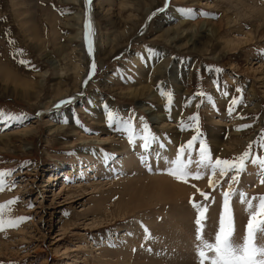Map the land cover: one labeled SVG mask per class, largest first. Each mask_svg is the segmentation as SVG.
Returning a JSON list of instances; mask_svg holds the SVG:
<instances>
[{"label":"rangeland","instance_id":"374dc122","mask_svg":"<svg viewBox=\"0 0 264 264\" xmlns=\"http://www.w3.org/2000/svg\"><path fill=\"white\" fill-rule=\"evenodd\" d=\"M167 4L163 12H158L165 0H0V111L23 114L22 122L0 119V170H14L5 177L8 186L0 191V204L18 198L3 209V215L28 217L17 227L0 231V264H97L102 241L111 244L114 250L120 249L119 244L131 243L129 250L133 251L128 252L131 254L127 256L126 251L118 259L109 257L110 264L113 261L149 264L152 259L154 264H164L162 259L155 258L150 245L133 244L137 232L146 230V225L154 219L155 224H166V228H154L150 237L157 236L156 245H161L165 253L176 255L170 263L180 264L176 250L182 252L185 248L170 246V240L163 242L164 234L184 239L188 249L185 256H192L190 245L194 240L188 235L197 226L191 223L197 218L192 203L209 206L214 190L223 192L229 188L223 184L229 183L232 174L221 179L215 189L199 188L202 184L199 179L179 180L193 190L183 204L193 212L190 211L193 225L187 229L189 234L183 232L177 237L172 232L171 204H165L166 201L151 206L143 204L142 194L126 191L128 179L124 177L128 175L124 176L126 172L118 167L127 151L137 157L140 174H150L164 159L158 157L155 149L156 156L152 148V152H143L140 138L144 131L139 134L134 131L140 129L137 125L140 118H143L140 126L147 125L148 131L158 138V146L166 148L171 141L177 152L197 134L196 128L186 125L189 116L198 115L199 139L206 143L213 159H232L244 152L249 143L260 140L264 135V70L257 66H264V0H167ZM181 9L194 10V18L186 16ZM175 11L181 15H174ZM201 11L209 15H200ZM86 18L92 28L91 56L85 43ZM149 51L162 53L155 64L165 75L154 82L156 73L151 71L152 64L148 62L144 67ZM223 54L225 58L220 59ZM236 55L240 57L237 59ZM20 60L28 63L21 64ZM93 61L95 72L85 85ZM140 65L143 67L137 77L135 68ZM250 67L258 68L257 72H252ZM143 86L150 89L146 96L130 102L124 90ZM237 88L242 91L237 93ZM169 91L170 104L166 96ZM251 92L254 99L248 100ZM198 93H205L211 99ZM152 95L154 99L149 100ZM233 96H242V103L229 114ZM69 97H75L72 103L59 109L54 107ZM147 107L163 116L166 128L171 130L169 134L164 131L163 135L151 115L144 113V108L150 112ZM109 110L113 120L128 121L130 126L120 130L110 126ZM173 133L176 141L171 140ZM199 139L192 147V159H198ZM78 142L86 152L71 149ZM114 146L116 152H112ZM186 154L187 151L184 159ZM252 154L264 156V149L253 143ZM154 157H158L157 163ZM76 158L81 164L76 163ZM89 161H95L90 165L97 168L93 166L85 173ZM248 164L251 165L246 162V168ZM94 169L101 171L96 175ZM246 175L252 177V173L243 172L240 179ZM255 181L250 188L258 189L256 192L251 189L252 197L264 195V183L259 176ZM94 183L105 191L112 188L111 194L116 192L109 197L108 211H118L121 216L113 224H107L109 221L104 216L78 217L83 213L79 211L90 208L98 197ZM253 183L249 180V184ZM230 187L237 189L238 183H231ZM63 188L65 193L74 189V196L81 198L65 204L68 199ZM202 191L209 195V203L201 196ZM237 195L238 192L232 199ZM118 197L122 201L120 208L114 202ZM145 199L151 200L147 196ZM130 209L146 210V213L133 214ZM246 224L242 223L243 228ZM194 235L196 239L197 234ZM197 242H193L195 248ZM139 253L142 257L137 258L135 254ZM191 260L199 264L197 256Z\"/></svg>","mask_w":264,"mask_h":264},{"label":"bare ground","instance_id":"6f19581e","mask_svg":"<svg viewBox=\"0 0 264 264\" xmlns=\"http://www.w3.org/2000/svg\"><path fill=\"white\" fill-rule=\"evenodd\" d=\"M173 14L178 16V14L181 15V12L175 11ZM175 17L173 16L172 18H175ZM257 29H258V33L259 34H262L263 33V31L261 30L260 27H257ZM260 37H262V36H260ZM197 40L199 42H201V39H197ZM161 54H160L159 51H157V52L156 51H151L150 53H148V58L146 59L145 64H144V67H145V65L147 66L149 63L152 64V68L153 69L151 71L154 72V73H156L153 76V82H154V80H160V79H162L164 77V75H165V72L162 71V70H160V69H158V65L155 64L157 58L159 56H162ZM239 57L240 56L236 55V58L237 59ZM223 58H225V54H223L220 57V59H223ZM142 67H143V65H140V68H135V69L139 73V71L142 69ZM159 67H160V65H159ZM257 67H259L260 69L264 70V66H262V65H258ZM180 69L183 70V66L182 67L180 66ZM250 69L252 70V72L255 73V72H257V69L258 68H256V67H250ZM134 70H132V71H134ZM1 74L3 75L5 73L2 72ZM181 74L183 75V73H181ZM139 75H140V73L137 75V77H139ZM134 76H133V78H134ZM125 82H127V80ZM128 82H129V80H128ZM188 83H190V80H189ZM250 88L251 87H249V90L252 91V89H250ZM124 91H126V97L131 98V99H129V101L131 102L135 98H142V97L146 96L145 93L146 92H149L150 89H149L148 86H146V87L143 86V87H135L134 89H126ZM149 94L150 93H148V95ZM253 95H255V94H253L251 92L250 93V96L248 97V100L249 99L253 100L254 99ZM151 97L152 98H150L149 100L154 99L153 95ZM137 100H139V99H137ZM101 109H103V108H101ZM148 109H150V112L144 108V113L146 111L147 113H149L151 115V119H154V121L156 122L157 126L160 127L161 133L163 135H164V131L167 134H169L171 132V130H169V128H166L165 121H164L163 116L160 115L159 112H155L154 110H151V108H148ZM105 110H106V108H105ZM99 111H100V108H99ZM103 112H104V109H103ZM219 122H221V121H219ZM140 124H142L141 123V118L139 119V121H137V125L140 127V129L139 130H136L134 128V131H136L137 134H139L140 131H143V127H141ZM134 127H136V126H134ZM174 133L172 134L173 135L172 136L173 138H171L172 141H176L177 140L175 138L176 137L175 136L176 134H174ZM209 133H210V131H209ZM162 134H160L161 135V139H162ZM183 137L180 138V141H183ZM214 137H215V133H214ZM238 138H236V139L238 140ZM140 139L142 140V138H140ZM178 140H179V138H178ZM241 142H242V140H241ZM161 144H165L166 145V143H164V142L161 143ZM216 144H218V143L216 142ZM173 147H174V145L172 146V142L171 141H168V144L166 145V148L164 146L163 147L158 146V144L156 142H154L153 144L150 145L149 148H145L144 149L145 150V151H143L144 153H146L147 150L150 151V152H152V149H153V152L152 153H154V156H156V152L154 151V149H155L157 152H159L158 157L161 155L164 158V159L161 158V162L160 163H157L156 162V159L158 157L157 158L154 157V161L157 164H156V167L155 166H153V167H155L156 169L153 170L152 172H150V174L149 173L148 174L147 173L146 174H144V173L140 174V172H142V171H141L138 163L136 162L137 157L134 156V154H131L130 155L128 151L125 152L126 155H125V157H123L124 162L122 164H119V167L118 168H119L120 171L126 172L124 176L128 175L127 177H124V178L128 179V182L125 185L126 191H128V192L135 191L137 193L142 194L143 196L140 197V198H141V200H143V202H142L143 204H146L147 206H151V205H156L158 201L160 203L161 202L165 203L164 201H166L167 203H165V204H168V203H169V205L171 204V208L172 209H170V210H173L172 211V216L174 215V217H172L173 219H171L172 220V225H173L172 232H173V234H175V236H177V237L179 236L180 237L183 232L184 233H188L187 232L188 231L187 229L192 228V225L195 222L194 219H193V222H191L192 221L191 212L194 210V208L191 207L192 211L190 210L191 211L190 212L189 211L190 208L188 207V205H183L185 203L186 199L188 198L189 193H191L193 190L191 188H189L185 184V182L180 183L179 180L174 179V176L168 174V172L165 171V169H167L169 167L168 161L170 159H174L177 156L175 150L173 149ZM84 148L85 147L83 146V144H81L80 142H78L74 146H72L71 149H75L78 152H86L84 150ZM150 148H152V149H150ZM116 150H117V148L114 146L112 148V152H116ZM220 154H222V151L220 152ZM75 160H76V163L77 164H81L80 159H77L76 158ZM192 160L195 161L196 159H192ZM92 162H95V161H91V162L89 161L88 162L87 165L89 166V168L88 169H84V171L86 170L85 173H87V171H90V170L93 169L92 167L94 165L93 166H92V164L90 165V163H92ZM73 166H74V164L72 165V168H73ZM95 168H97V167H95ZM49 170H52V169H49ZM245 170L246 171H244V172H247V174H248V172L252 173V177H250V175L247 177V175H246L242 179H240V182L238 183V187H237L238 195L234 199H232V201H231V204L233 202H235V204L234 205L232 204L231 207H232V211H233L234 227H235L234 240H235L236 243H241L242 242V238L245 235V228H243L242 223L243 224L244 223H247V220L246 221H244V220L247 217L249 218V214H250L249 211L247 210L246 204L241 202L240 196H239V192L242 191V192L246 193L247 199H252L253 197H252V191H251V189H253V191H255L256 189H258L256 187L255 188H250L251 185H254L256 183L255 180L258 178V174H257V172H258V165H253V164L249 165L248 164L247 165V168ZM93 171H97V170L94 169ZM99 171H101V170H99ZM99 171L96 172V175L98 174ZM190 171L193 173V175H191L189 177L192 178V179H196L195 178V172L197 171V166H196L195 163H193V164L190 165ZM204 172H205V174L202 175L201 178L199 179V180H202V184L200 185L199 188L204 187V186H209V184H208V174L209 173L207 172V170H204ZM65 173H67V175H69V171L68 172L66 171ZM82 173H83V171H82ZM255 174H256V178L254 176ZM82 176H84V175H82ZM88 176H89V173H88ZM80 177H77V178H80ZM50 178H52V176ZM215 178L216 179L219 178V174H217V176ZM54 180H55V178L51 179V181H54ZM249 180H251L252 183L254 181V183L253 184H249ZM79 181H82V180H79ZM223 185H224L223 186L224 188H225V186L226 187H230V183H227L226 181L224 182ZM261 186H262V184H261ZM93 187L94 188H98V194H97L98 197L96 198L95 201L92 202V206L90 208H87L85 211H84V209H81L79 212H81L83 210V213H80V215H78V217H82V219H84V218L86 219L87 216L91 215L92 218L97 219V218H101L102 216H104V219L106 221H109V223H107V224H113L117 220V218L121 216V214H119L118 211H116V212H114V210L108 211L109 209H111L110 208V205L108 204V201L110 199L109 197L110 196H113L116 192L114 191L111 194L110 191L112 190V188L105 191V189H103L102 186H99V184H96V183L93 184ZM65 188L62 189V192H64ZM194 190H195V188H194ZM214 191H215V196L211 199L212 202L209 204V206H208L207 203H205V204L203 203L204 205H207L206 206L207 207V212H206V220L204 221L205 222V225L203 227V234H202V236H203V239L204 240H207V241H213V239H214L212 237V235L215 236V233H216L217 228H218V227L215 228L216 227V224L215 223L218 224L219 216H220V213H221V210H222V208H220L222 206V192L219 191V189L218 190L216 189ZM63 194H67V199L68 200L65 202V204H69V203L74 202V201H77L78 199L81 198V196H77V197L74 196V189H68L67 190V193L64 192ZM109 194H111V195H109ZM145 196L149 197L151 200L145 199ZM114 202H115V205L117 207H119V208L122 207V201L120 200V197H118ZM207 202L209 203V200ZM169 205L167 207L168 209L166 208L167 210H169V208H170ZM165 207H166V205H165ZM163 208L164 207H162V210H163ZM253 208H255V201H253ZM160 209H161V207H160ZM129 211L132 212L133 214H138V215H140V214L142 215V214L146 213V210L134 211V210L130 209ZM164 211H165V209H164ZM194 211H196V210H194ZM217 211H218V214H217ZM166 214H167V216H169V214L167 212H166ZM107 216H109V218H108L109 220H107ZM146 216H148V215H146ZM188 216H190V219H188ZM193 217H195V214L193 215ZM63 221L66 222L67 220L66 221L63 220ZM154 221H155V219H154ZM154 221H152L151 224H147L146 225V226H148V227H146V230H141V232H139V234L137 232L136 241H133V244L136 245L138 243H142L144 246L150 245L151 250L155 253V254L153 253L154 256H156L155 258H159L160 259V260L158 259L159 261H161V259H162L164 264H168L169 260H172L171 258H173V256H174L173 253L170 252V251L168 253H165L162 250L161 245H156L155 242L157 241V239H155V238L157 236L156 237L155 236L154 237H150L153 234L154 228L163 227V229H165L166 228V224L165 225H157L158 223L155 224ZM94 222L95 221H92V223H94ZM190 222L193 223V224L191 225ZM72 223H73L72 222V219H69V224H72ZM214 225H215V227H214ZM196 227L193 228V230L196 229ZM20 230H21V227H20ZM194 231L195 232H193V234L190 233L192 237L189 236V235H188V237L192 238L196 242L197 239H195L193 237L194 233L196 235V230H194ZM135 233H136V231H135ZM146 234H147V237H145ZM164 235L161 236L163 242L164 241H167V240H170V246H172V247L178 246L179 249L182 246L185 248V250L182 251V252H179L178 249L176 250V254L179 253V257L178 258H180V261L182 260L181 262H179V259L177 258L178 263H180V264H185V263L186 264H193L194 263L191 260L192 258H194V255L197 256V247L196 248L194 247L195 246V243H193L194 241L191 240L192 243L190 241H188V242L191 243V245L190 244L189 245L192 246L191 247V250H190V253H191V255L193 257L190 256L188 253H187L188 255L185 256V252H187L188 249H187L186 245L184 246V242H183L184 239L180 240V239H176L173 235H172L173 237L164 236ZM186 235L187 234H185V236ZM149 237H150V240H148ZM145 240H147L148 242H146ZM258 243L264 244V237H258ZM106 244H109V243L106 242V241L105 242L104 241L101 242V245H103V246L101 248L102 251L100 253H98V256L99 257L97 258V261H99V263H97V264H110V259L111 258H109V257H112V258L115 257L116 259H118V258H120L119 256H122L126 251H127L126 252L127 256H128V254L129 255L131 254V253H128V252H130V250H132L131 248L129 250V247H131V243H129V242L126 243V244H123L122 246L119 244L117 246V248L120 247L119 250H114V248H112L110 246L111 244H109L107 246H106ZM197 244H198V242H197ZM136 246H138V245H136ZM140 251H142V250H140ZM139 254H135V255H137L136 256L137 258L138 257L139 258L142 257V254H140V255ZM168 254L169 255H172V257L171 256L170 257L167 256ZM150 256H152V254L149 255V257ZM106 257L108 259H106ZM152 257H150V258H152ZM175 257H176V255L174 256V258ZM146 259H147V257L145 258V260ZM158 260H157V262H158ZM113 262H114L113 264H117L116 261H113ZM148 262H149V260H148ZM148 262H146V263H148ZM150 262H149V264H151L153 261L151 263ZM138 264H142V263H138ZM152 264H154V263H152ZM170 264H172V263H170Z\"/></svg>","mask_w":264,"mask_h":264},{"label":"snow or ice","instance_id":"6c2138e0","mask_svg":"<svg viewBox=\"0 0 264 264\" xmlns=\"http://www.w3.org/2000/svg\"><path fill=\"white\" fill-rule=\"evenodd\" d=\"M168 6L167 0H165L164 7L158 9V12H163ZM181 11L189 18H194V10L192 9H181ZM200 15H209L204 11L199 13ZM155 15V13H153ZM92 33L91 24L86 18L85 21V43L88 48V54L91 56L93 53V48L90 42V35ZM19 63L27 64L28 62L20 60ZM95 62L93 61L91 65V70L88 74V78L84 81L86 85L88 79H91L95 72ZM222 71V70H221ZM242 90L237 88L236 92L240 93ZM162 95H165L162 92ZM197 95L207 97L205 93H198ZM224 95H228L227 92ZM167 101L170 104L172 101V93L169 91L166 93ZM75 97H69L63 99L54 105L55 108L59 109L61 106L70 104L73 102ZM242 103V96H233L229 105V114L235 110L236 105ZM199 107V105H197ZM39 115V113H37ZM110 120V126H115L117 130L122 127L130 126L128 121L121 122L116 119L113 120V113L109 112L107 114ZM0 119L2 120H12L21 121L23 119V114H5L0 111ZM143 121V118H141ZM184 127L185 125H181ZM188 128H196L197 134L193 135L186 144L180 146L177 156L174 159L168 161L169 167L165 169L168 174L174 176L177 180H183L187 182V178L193 173L190 171V165L195 163L197 166V171L195 172V178L200 179L202 175L205 174L204 170H207L208 174V184L209 187L215 189L219 184L220 180L230 176L231 183H239L241 173L245 171L246 162H250L253 165H258V176L260 177V182L264 183V156H258L252 154L253 143H258L261 149H264V135L260 137V140L249 143L246 150L232 159H221L215 158L210 154L208 146L206 143L199 139L198 131V115H192L188 117L187 125ZM241 127H251V125H242ZM144 135L142 137L143 143L142 148H149L151 144L156 142L158 138L152 135L148 129L147 125L143 127ZM199 139V149H198V159L192 160V147ZM130 143L132 142V137H129ZM163 147V145H160ZM185 151H187V159H184ZM159 155V153H157ZM147 161H145L146 163ZM151 171V167H149ZM14 170H0V191H3L5 187L8 186V182L5 177H7ZM217 173L220 179H216ZM14 186V181L12 182ZM195 187V186H194ZM199 191V189H197ZM237 193L236 188L229 187L222 192V210L218 220V228L214 236L213 241H207L203 239L202 232L206 220L207 207L202 206L199 203H192L193 208L197 210V218L195 220L196 227V239L197 244V257L199 264H264V244L258 243V237H264V195L258 197H253L252 199H247L246 193L240 191L239 196L242 203H245L247 210L249 211V218L247 224L245 225V235L242 238L241 243H236L234 240V218L233 211L231 207V201L233 196ZM201 196L205 200L209 199L207 193L201 192ZM18 198L9 200L4 204H0V231H4L10 227H17L21 222L28 219V217H14L5 218L3 215V209L10 204L16 202ZM258 201L253 208V201ZM31 206V205H29ZM147 236V234H146Z\"/></svg>","mask_w":264,"mask_h":264}]
</instances>
